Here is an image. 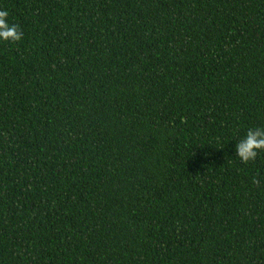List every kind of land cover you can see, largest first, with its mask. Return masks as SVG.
I'll use <instances>...</instances> for the list:
<instances>
[{
	"label": "trees",
	"instance_id": "1",
	"mask_svg": "<svg viewBox=\"0 0 264 264\" xmlns=\"http://www.w3.org/2000/svg\"><path fill=\"white\" fill-rule=\"evenodd\" d=\"M0 10V264H264V0Z\"/></svg>",
	"mask_w": 264,
	"mask_h": 264
},
{
	"label": "clouds",
	"instance_id": "2",
	"mask_svg": "<svg viewBox=\"0 0 264 264\" xmlns=\"http://www.w3.org/2000/svg\"><path fill=\"white\" fill-rule=\"evenodd\" d=\"M8 16V11L0 10V41L19 42L23 33L19 25L9 23ZM260 152H264V128L249 129L245 138L236 145L237 157L244 164H248L255 161ZM254 183L258 184L259 181L254 180Z\"/></svg>",
	"mask_w": 264,
	"mask_h": 264
}]
</instances>
